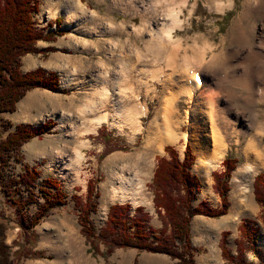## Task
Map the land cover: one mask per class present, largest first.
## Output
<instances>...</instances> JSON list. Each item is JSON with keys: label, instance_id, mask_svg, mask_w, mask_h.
I'll list each match as a JSON object with an SVG mask.
<instances>
[{"label": "rangeland", "instance_id": "374dc122", "mask_svg": "<svg viewBox=\"0 0 264 264\" xmlns=\"http://www.w3.org/2000/svg\"><path fill=\"white\" fill-rule=\"evenodd\" d=\"M69 1H40V10L35 14L37 28L44 33L55 30L63 33L53 41L39 40L36 43L39 52L25 54L21 61L25 72L38 67L48 74L57 72L59 90L35 87L27 91L14 112H0V140L7 138L18 124L33 129L47 126L41 136L20 147L23 161H13V172L24 171V174L29 168H36L40 182L52 176L61 181L66 192L64 204L50 208L32 225L30 218L38 213L43 197L26 204L32 195L23 188L24 192L16 195L17 202H12L0 182V213L11 221L4 236L11 264H179L177 258L165 253L137 247H109L100 237L107 225L108 211L115 204L129 203L132 209L143 206L150 215L148 229L157 233L162 230L151 182L157 156H169L165 151L167 145L173 146L181 158L186 146L192 147L195 161L188 171L194 207L220 206L213 173L224 170L223 160L227 155L238 160L229 179L228 213L221 217L198 214L191 219V240L196 248L193 264L226 263L220 247L224 231H229L226 246L236 257L242 222L253 232L255 246L245 250L247 262L264 264V222L254 193L255 177L264 172V0L258 4L247 0H80L84 13L79 12L78 18L61 10ZM57 8L60 11L49 16ZM173 15L180 19V24L174 28L173 38H169L164 31ZM48 44L53 46L45 48ZM194 71L206 82L190 98L182 91L190 84ZM228 73L237 82L223 81ZM206 84L216 95L215 106L225 110L233 127L221 137L226 147L221 159L217 162L210 156L207 168L200 170L196 167L198 158L192 140L183 134L191 130L194 106ZM107 89L111 102H134L146 107L140 115L139 130L119 128L109 122L90 132L83 128L82 121L90 113L81 110L87 95ZM180 93L172 105L181 119L174 125L179 139L159 148V134L148 127L165 106L164 98ZM203 105L204 102L198 111L207 116L210 108ZM7 121L9 127L5 126ZM102 125L107 127L111 138L107 142L108 150L118 148L106 154V143L89 138ZM148 134L154 137L150 141ZM214 142L210 137L211 151L216 148ZM249 145L263 155L260 153L258 159L248 157ZM130 160L138 162L142 170V198L114 194L111 190L116 183L111 170L120 171ZM91 178L97 181L92 199L94 207L89 215L94 237L82 231L81 211L73 198L77 194L85 200ZM205 186L212 187V197L203 195ZM24 203L19 210V204ZM194 223L215 227L202 236Z\"/></svg>", "mask_w": 264, "mask_h": 264}, {"label": "trees", "instance_id": "16d2710c", "mask_svg": "<svg viewBox=\"0 0 264 264\" xmlns=\"http://www.w3.org/2000/svg\"><path fill=\"white\" fill-rule=\"evenodd\" d=\"M40 1L0 0V112H14L27 91L35 87L59 90L57 72L48 74L42 67L25 72L21 68L22 57L25 54L39 52L36 46L39 40L53 41L63 33L57 30L44 33L37 28L35 14L40 10ZM58 22L59 18L56 19V23ZM10 125V122H5L6 127ZM46 127L33 129L25 124H18L7 138L0 140V182L3 191L12 202H17L16 195L24 192L23 188L32 195L25 201L26 204L38 200L40 196L44 199L38 213L30 218L32 225L36 224L50 208L66 202V192L59 179L48 176L40 182V172L36 168H27L24 174V171L16 174L11 168L15 159L16 162L23 161L22 155H19L20 147L32 138L41 136ZM107 132V127L102 125L96 135H89L93 140L99 139L106 143L104 154L118 149L108 150L107 142H110L111 138ZM124 147L126 146L119 149ZM165 151L169 156H157V165L151 182L154 191L153 203L162 221V230L157 233L148 229L150 215L144 211L143 206L132 209L129 203L115 204L108 211L107 225L101 231L100 237L109 247L110 245L137 247L168 254L174 259L177 258L179 264H193L196 248L191 240V219L198 214L221 217L228 213L231 204L228 198L229 179L237 167L238 160L227 155L223 160L224 170L213 173L214 189L220 196V206L209 207L201 204L194 207L192 201L195 197L193 187L189 183L191 174L188 171L189 166L195 161L192 147L186 146L182 158L173 146L167 145ZM96 183L93 178L88 181L85 200L80 195L73 196L76 206L81 211L82 231L88 237H94L89 215L94 207L92 199ZM254 193L256 202L262 208L261 219L264 222V172L258 173L255 177ZM25 203L19 204V210ZM10 223L8 217L0 213V264H11L9 249L4 241L5 230L10 227ZM239 231L240 237L237 241L239 253L236 257L226 246L229 231L222 233L220 247L226 260L225 264H254L247 262L244 255L245 250L255 249L253 232L246 222L239 225ZM151 234H154L153 239Z\"/></svg>", "mask_w": 264, "mask_h": 264}, {"label": "bare ground", "instance_id": "6f19581e", "mask_svg": "<svg viewBox=\"0 0 264 264\" xmlns=\"http://www.w3.org/2000/svg\"><path fill=\"white\" fill-rule=\"evenodd\" d=\"M258 1L259 0H247V3L253 2V3L258 4ZM80 3H81L80 0L79 1L70 0L69 2L65 3L61 7V10H63L68 15H71L75 18H78V17H80V15H78L79 12L84 13V10L81 8ZM59 11H60V8H57L55 11L51 12V14L49 16H54ZM179 24H180V19H178L176 15H173L172 22L169 24V26H167V28L164 31L166 36L169 38H173L172 32H173L174 28ZM157 48H159V47H157ZM173 53H174V51H173ZM195 59H197V58H195ZM188 60H189V58H188ZM187 63H189V62H187ZM194 63H195V61H194ZM188 65H190V64H188ZM184 73H186V72H184ZM195 73H196V71H194V73H193L190 84H188L189 86L187 85L185 90L182 91L183 94L189 96L190 98H193V95L195 94V90L198 89L199 87H201V85H203L204 82H206L205 79L203 80L200 76H198L199 74L197 75V73L196 74ZM224 74H226V73H224ZM105 75H106V72H105ZM224 80L228 81V82H235L236 81V79H234V76L232 75V73H228L227 75H225L223 78V81ZM239 83H242V81H240ZM245 85H246V83H245ZM102 88H103V86H102ZM107 88H109V87H107ZM209 88H210V86L208 84H206L204 86L202 93L199 95L200 101L194 106V111H193V114L191 117V125H192L191 130L189 133L183 134L184 138H190L192 140L193 149H194V152L198 158V162L196 164L197 165L196 167L200 170L203 169L204 166L208 165L211 162L210 156L213 155L212 158L214 157V160L217 162L219 161V159H221L220 157H222L224 155V151L226 148L225 145L223 144L221 137L223 136V134L225 132L229 131L231 129V127H233L232 122L225 115V113H226L225 110L223 111L222 109H218L215 106L214 102H215L216 95ZM108 90L109 89L101 90L99 93H92V94L87 95L86 99L84 100L85 102L83 104V108L81 107L82 108L81 110L85 114L87 113V111H89L90 113H87L85 116V119L82 121L83 128L87 132H90L92 130L94 131L96 129V127L99 126L100 124L109 122L111 124L118 125L119 128L120 127H129L133 131L139 130L141 127L140 115H142L146 111V107L143 105H139V104H133L134 102L132 104L128 103L127 101H126L127 104H122L121 101H116V100L114 102H111V94ZM182 93H180V95H177V96L165 97L164 102H163L165 104V106L160 108V110L156 114V117L152 120V122H150L148 129L159 134V137H157L158 141L156 140L157 146L159 148H162V146H164L166 144L175 143L179 139L180 135L175 131L174 125L176 123H180L179 121H181V119L179 117H177V115H176L177 111L173 110V106H174V102H176V100L181 96ZM202 102H204L203 106L207 105L210 108V110L207 111V116L200 114V112L198 111L202 107L201 106ZM169 106H172V109H170V111H169ZM97 110H99V112L96 113ZM91 112L95 113V114L91 115L92 114ZM89 115H91V116H89ZM206 118L208 119V121H206ZM206 122L208 123V128H206V126H207ZM234 127H235V125H234ZM148 135L150 136L151 134H148ZM150 137L151 138L148 139V141H150L151 139L154 138L152 136H150ZM210 137H213L215 139L214 143H215L216 148L213 151H211L209 144H208ZM151 143H152V141H151ZM149 144H150V142L148 143V148L151 145V144L150 145ZM247 153H248V157L252 156V158H253V156H255L256 159H258L259 156L262 154L261 152H260L261 153L260 154V153H258V151L254 150L252 145H249ZM206 168H207V166H206ZM111 174L116 179V183H114L111 186V190L113 191L114 194L122 193L123 196L129 195L130 197H132L134 199L142 198V188L144 186V182H143L142 170L140 169L138 162H136L135 160H130L121 167L120 171H115L114 169L111 170ZM213 194H214V192L212 190V187L208 188L205 186L203 188V195L204 196L212 197ZM194 225H195L196 231L198 233H200L202 236H206L210 231H212V226H214V225H212V226L207 225L206 226V225H202V224L199 226L196 223H194Z\"/></svg>", "mask_w": 264, "mask_h": 264}, {"label": "crops", "instance_id": "0c3cea01", "mask_svg": "<svg viewBox=\"0 0 264 264\" xmlns=\"http://www.w3.org/2000/svg\"><path fill=\"white\" fill-rule=\"evenodd\" d=\"M53 45L52 44H48V45H45L44 47L47 48V47H52Z\"/></svg>", "mask_w": 264, "mask_h": 264}]
</instances>
